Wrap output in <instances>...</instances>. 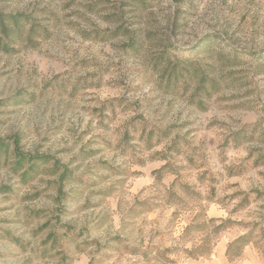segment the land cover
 <instances>
[{
    "label": "rangeland",
    "instance_id": "obj_1",
    "mask_svg": "<svg viewBox=\"0 0 264 264\" xmlns=\"http://www.w3.org/2000/svg\"><path fill=\"white\" fill-rule=\"evenodd\" d=\"M150 2L0 1L34 19L32 37L0 48V264H153L125 246L190 248L202 233L181 236L199 212L240 224L210 255L173 264L220 251L223 264H264V0ZM177 4L179 45L217 33L225 49L199 57L208 78L193 101L151 68ZM164 155L201 194L189 210L162 200L176 177L156 182ZM251 228L254 243L230 261L228 244Z\"/></svg>",
    "mask_w": 264,
    "mask_h": 264
},
{
    "label": "trees",
    "instance_id": "obj_2",
    "mask_svg": "<svg viewBox=\"0 0 264 264\" xmlns=\"http://www.w3.org/2000/svg\"><path fill=\"white\" fill-rule=\"evenodd\" d=\"M10 1V0H0ZM143 5L149 7L153 2L152 0H139ZM179 2V0H175ZM190 3V0H187ZM181 9L177 4L171 13L170 19L168 20L166 27V36L162 38L158 45L159 52L156 53L151 59V68L153 73L157 76V80L160 85H163L167 91L182 90L184 96L189 91H194L190 96L189 100L193 101L195 98L201 96L199 93L205 89V81L208 75L202 71L200 67V56H210L214 58L217 54L223 53L225 49L218 44L220 34L207 33L197 43L183 48L178 44L176 37L181 34L180 31L183 24ZM28 24H31L29 30H27ZM34 27V19H30V15L22 12H10L3 13L0 11V48L6 49L10 46L11 42H14L16 38H23L27 34V39L32 37L31 32ZM237 53L232 56L237 58ZM251 53V55H254ZM197 82V86L194 89V85ZM215 85H213L214 87ZM211 91H206L205 96L210 97ZM153 132V131H152ZM160 141L170 138V132L161 130L159 132ZM151 141H149V144ZM168 151L178 153L180 148L176 141H172L170 146L167 148ZM0 150L4 151V143H1ZM6 156L8 154L6 153ZM17 162L18 167L23 165V162L27 159L24 156H19ZM162 159L165 163L153 170L156 182H161L163 178L173 173L176 175L170 186L166 188V192L162 195V200L166 204H183L184 210H189L187 205L188 198L199 199L200 193L195 191L189 185L180 183L179 173L173 169L172 159L164 155ZM31 161V159H30ZM67 173L64 172L61 179H65ZM149 201L142 202L144 206ZM148 205V204H147ZM149 207L147 211H152ZM201 218V219H200ZM240 224L231 218H215L208 217L207 214L202 212L197 213L191 220L189 226H187L181 237L189 238L190 233L199 231L202 233V237L194 242L190 248L181 247L179 245L172 246L170 248H161L160 246L150 245L146 248L142 247H131L125 246V251L134 256H140L148 263L157 264H173L176 262V258L173 256H184L185 258L199 259L210 255L214 248L217 246V237L226 229L233 227L235 224ZM251 228L248 232L235 238L230 242L226 249V256L230 261L239 259L242 257L244 249L251 243H254L253 231ZM261 246L262 253L264 254V227L261 229ZM173 257V258H172Z\"/></svg>",
    "mask_w": 264,
    "mask_h": 264
},
{
    "label": "crops",
    "instance_id": "obj_3",
    "mask_svg": "<svg viewBox=\"0 0 264 264\" xmlns=\"http://www.w3.org/2000/svg\"><path fill=\"white\" fill-rule=\"evenodd\" d=\"M223 251H220L219 253V258H216L215 260H212L210 264H223L220 262V258L222 259L221 255H222ZM215 257V256H214ZM227 264H255L253 262V259H247L245 261H241V262H233V263H227ZM258 264V263H257Z\"/></svg>",
    "mask_w": 264,
    "mask_h": 264
}]
</instances>
